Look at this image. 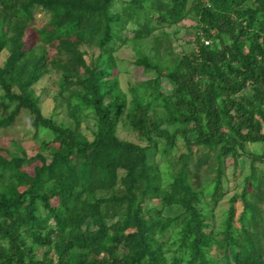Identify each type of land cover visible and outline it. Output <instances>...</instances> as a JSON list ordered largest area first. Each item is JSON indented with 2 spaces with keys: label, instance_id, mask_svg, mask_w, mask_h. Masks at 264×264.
<instances>
[{
  "label": "trees",
  "instance_id": "obj_1",
  "mask_svg": "<svg viewBox=\"0 0 264 264\" xmlns=\"http://www.w3.org/2000/svg\"><path fill=\"white\" fill-rule=\"evenodd\" d=\"M23 114L39 149L0 143V264H264V0H0V133Z\"/></svg>",
  "mask_w": 264,
  "mask_h": 264
},
{
  "label": "rangeland",
  "instance_id": "obj_2",
  "mask_svg": "<svg viewBox=\"0 0 264 264\" xmlns=\"http://www.w3.org/2000/svg\"><path fill=\"white\" fill-rule=\"evenodd\" d=\"M44 15H37V23L38 25H42L44 23ZM193 22L187 21L182 24L180 27H173L167 29V31L171 34L172 37V45L177 52H188L192 48L193 42ZM34 41V35L32 31H28L26 37V47H32ZM134 52L131 48H123L117 54L116 58L118 61L119 67V81L121 83V87L123 90L138 81H143L146 79V76L143 70L137 67L134 57ZM57 81V77H45L40 83L35 86L36 94L40 98V108L42 114L45 117L52 116L58 123H64L65 125H69L70 122L66 117L64 110L61 107L55 108V103L53 100V96L56 94L57 87L55 82ZM95 131L93 121H89L88 123H83L81 127V132L91 140L93 137V133ZM31 129L29 128L27 115L23 114L20 116L18 121L15 123V127L9 131H2L0 133V143L5 146H11V141L14 140L18 142V144L24 148L29 153L38 151V146L34 144L32 141ZM118 136L123 140L135 141V136L132 133L125 131L122 128L118 130ZM11 148V147H10ZM179 149L183 151V146L179 143ZM248 151L256 152L258 154L264 151V146H248ZM202 159L207 160L206 155H202ZM240 168L243 171V174H246L248 171V160L241 159L240 160ZM210 169L209 165H205L203 170L207 171ZM243 179V178H242ZM242 179L239 180L238 183H242ZM229 194L228 197H230ZM226 198V199H227ZM224 200V202L226 201ZM204 208L208 209L207 216L211 217V207L204 206ZM225 207V206H224ZM237 209L239 207L237 206ZM221 213V209H219L216 214L219 216Z\"/></svg>",
  "mask_w": 264,
  "mask_h": 264
}]
</instances>
